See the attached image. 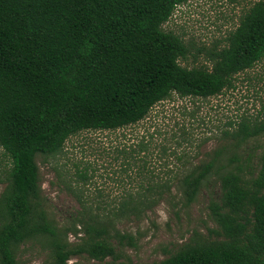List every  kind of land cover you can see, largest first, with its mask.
Wrapping results in <instances>:
<instances>
[{"label":"trees","instance_id":"obj_1","mask_svg":"<svg viewBox=\"0 0 264 264\" xmlns=\"http://www.w3.org/2000/svg\"><path fill=\"white\" fill-rule=\"evenodd\" d=\"M186 2L0 0V264H19L23 247L33 241L48 249L50 264H70L84 253L102 264H264V156L253 178L234 164L235 154L217 165L220 150L194 166L182 178L187 203L212 173L220 182L219 200L210 205L214 236L196 232L152 263L123 253L121 245L126 239L134 245V237L119 230L111 214L84 203L78 222L60 225L43 194L39 155L57 157L68 138L85 130L135 124L174 94H221L264 59V0H257L227 43L210 53L211 65H183L189 45L163 25ZM262 133L264 119H243L232 135L238 145ZM165 186L143 184L142 194H129L118 214L140 218Z\"/></svg>","mask_w":264,"mask_h":264},{"label":"rangeland","instance_id":"obj_2","mask_svg":"<svg viewBox=\"0 0 264 264\" xmlns=\"http://www.w3.org/2000/svg\"><path fill=\"white\" fill-rule=\"evenodd\" d=\"M257 0H188L176 7L164 29L181 35L189 54L187 66L211 65L210 53L227 43L241 16ZM264 119V59L239 73L235 85L210 97L174 94L157 103L143 120L115 130H85L68 138L62 153L49 161L38 156L43 194L60 225L71 226L87 209L111 214L117 228L133 235L121 245L136 263H152L174 253L197 232L214 236L212 201L219 200L220 182L212 173L194 201L187 203L182 178L217 151L218 163L234 154L247 177L258 175L264 156V133L235 145L232 133L241 121ZM222 159V162H219ZM5 157L0 148V193ZM169 185L160 201L140 218L120 216L122 201L138 197L147 183ZM115 213H117L115 215ZM118 216V218H117ZM70 241L78 237L70 234ZM40 242L27 243L19 264H50ZM70 264H102L87 254Z\"/></svg>","mask_w":264,"mask_h":264}]
</instances>
